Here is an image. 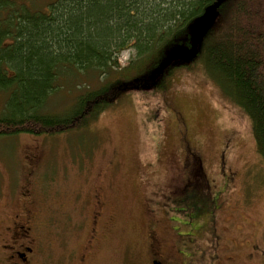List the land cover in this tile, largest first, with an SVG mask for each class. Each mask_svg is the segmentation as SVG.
<instances>
[{"label":"rangeland","instance_id":"1","mask_svg":"<svg viewBox=\"0 0 264 264\" xmlns=\"http://www.w3.org/2000/svg\"><path fill=\"white\" fill-rule=\"evenodd\" d=\"M56 1L12 0L41 12ZM6 18L0 15L4 48L13 44L3 36ZM133 53L121 54L122 66ZM85 90L66 85L47 111L62 114ZM6 100L0 90V115ZM189 161L197 169L202 165L206 195H218L209 227L208 219L190 220L172 210L176 192L185 189L187 169L181 168ZM97 194L105 208L96 245L83 264H149L151 220L197 234L198 254L185 245L175 264H264V161L249 117L201 63L178 70L165 91H127L86 129L0 137V235L23 198H34L42 264H82ZM214 230L220 236L217 249L211 243Z\"/></svg>","mask_w":264,"mask_h":264},{"label":"trees","instance_id":"2","mask_svg":"<svg viewBox=\"0 0 264 264\" xmlns=\"http://www.w3.org/2000/svg\"><path fill=\"white\" fill-rule=\"evenodd\" d=\"M0 15L13 40H0V137L86 129L127 91H165L178 70L201 63L249 117L264 161V0H57L43 12L0 0ZM65 79L86 90L52 114ZM189 196L190 220L205 214L206 196L218 201L201 189Z\"/></svg>","mask_w":264,"mask_h":264},{"label":"flooded vegetation","instance_id":"3","mask_svg":"<svg viewBox=\"0 0 264 264\" xmlns=\"http://www.w3.org/2000/svg\"><path fill=\"white\" fill-rule=\"evenodd\" d=\"M188 149L191 151L189 147ZM183 168L187 169L185 173L186 179L185 182H183L185 184V189L176 192L178 196L175 199L177 207L172 208V210L178 214L187 215L188 211H194L188 208V204H190L189 200L191 199V196H189L190 193L194 191V189H201L204 191L206 189V183H204L201 178L203 176L202 165L199 167L201 175L198 174V169L190 161L181 169ZM206 198L208 202L211 203V200H209L210 197L206 196ZM208 202L207 205L203 207L205 210L203 213L205 214L199 218L203 219V221L208 219L209 227L211 221H213V214L219 209V206L215 204L212 207L213 202L211 206ZM35 206V199L26 195L21 202L20 212L12 217L5 226V230L3 231L4 234L0 235V264H42L44 256L41 253L40 245L43 242V237L39 232V228H37L39 218L38 212H35ZM206 207L209 208L206 209ZM104 208L105 202L103 195H94L93 211L90 213L92 229L90 230V235L89 238H87L88 241L84 248L86 252L78 260L82 264L85 263L88 258V251L92 252L96 245L99 233V222L103 216ZM200 209L201 208L198 207L196 210ZM175 221L176 220L171 218L170 223ZM151 222L152 223L149 225L151 227L147 230L146 238V256L149 260V264H175V259H182V256H184L183 246L185 245H187V248L190 246L195 255L198 254V250L196 249L197 234L192 233V235H188L187 233H182L180 232L181 228L178 226L173 227L172 225H170L171 229L167 230L163 228L161 221L151 220ZM211 236L212 247L217 249L220 246V236L216 233V230L211 232ZM195 255L190 253L188 257ZM214 260L216 261V259ZM178 263L181 264L182 262Z\"/></svg>","mask_w":264,"mask_h":264}]
</instances>
